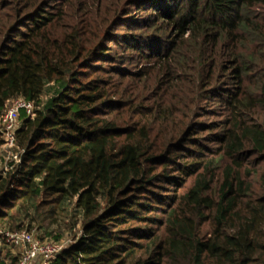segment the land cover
Listing matches in <instances>:
<instances>
[{"label": "trees", "instance_id": "obj_1", "mask_svg": "<svg viewBox=\"0 0 264 264\" xmlns=\"http://www.w3.org/2000/svg\"><path fill=\"white\" fill-rule=\"evenodd\" d=\"M133 1L0 0V118L34 104L19 160L0 130V229L51 235L70 201L51 264H264V0Z\"/></svg>", "mask_w": 264, "mask_h": 264}, {"label": "rangeland", "instance_id": "obj_2", "mask_svg": "<svg viewBox=\"0 0 264 264\" xmlns=\"http://www.w3.org/2000/svg\"><path fill=\"white\" fill-rule=\"evenodd\" d=\"M133 2H136V0H134ZM145 4V3H144ZM139 6V5H132L130 8L131 12L128 16H126L124 18V20L119 21V24L117 25V30L115 31V34L118 36V38H121L119 36H121V34H119V31H121L122 29H120V24L122 23H126L130 27L129 30V35H132L134 37L136 36H141L142 34H144V26L142 21L145 20L146 18V12L147 10L145 9V5ZM131 19H135L140 20L141 21V25L136 29H134V23L130 22ZM142 38V36H141ZM142 40V39H141ZM145 40V39H144ZM108 46H115L114 42H110L107 43ZM127 59L126 61H124V66L125 68L131 70V71H137L139 69V66L136 64L134 65V62H137L140 58V56L138 55V51H127ZM120 54V53H119ZM118 54H116V52H112L111 56H116ZM135 55L133 59H131V56ZM52 86V85H51ZM49 86L46 89V92L43 95V99L46 100L52 93V87ZM2 128L1 124H0V129ZM10 148V147H8ZM11 147L10 149H8V156H7V161H12V160H17L19 158L18 153L16 152V149ZM18 157V158H17ZM74 205L73 202L67 201L64 204V207L62 208L61 212H59V225H54L52 227L49 228L50 231L53 232V234H49L47 233V229L41 228L39 226L36 225V227L33 229V239L45 244V242H50V241H55V242H59L60 244L63 245H70L73 242L76 241V239L81 235L82 233V226L80 223V219L77 220V216H75V211H74ZM79 217V216H78ZM77 221L79 223H77ZM6 242V241H5ZM0 242V246H4V250L5 252H9L10 255H22V253H24L23 251L25 250V247H15L7 244H2ZM30 264H44L43 262V257L41 255H37L36 258H34Z\"/></svg>", "mask_w": 264, "mask_h": 264}, {"label": "built area", "instance_id": "obj_3", "mask_svg": "<svg viewBox=\"0 0 264 264\" xmlns=\"http://www.w3.org/2000/svg\"><path fill=\"white\" fill-rule=\"evenodd\" d=\"M33 109L34 104L25 100L24 98H19L8 102L6 110L0 118V124L2 126L0 130L4 139L3 149L5 152H7V154L8 149L11 147L15 148L17 145L16 133L21 125V111L25 110L28 114H32ZM17 160H19V158ZM0 234L10 245L15 247H25V250L23 251L24 253H22L20 264H30L37 255H41L43 257L44 264H51V261L59 253L71 246V244L65 246L55 241L45 242V244H42L43 242L40 243L33 239V230L11 232L0 229Z\"/></svg>", "mask_w": 264, "mask_h": 264}]
</instances>
